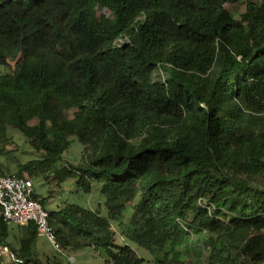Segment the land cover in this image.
Returning <instances> with one entry per match:
<instances>
[{"label": "trees", "instance_id": "trees-1", "mask_svg": "<svg viewBox=\"0 0 264 264\" xmlns=\"http://www.w3.org/2000/svg\"><path fill=\"white\" fill-rule=\"evenodd\" d=\"M0 67V136L16 127L38 155L16 174L101 185L105 214L49 211L66 252L264 263V0H0ZM74 140L89 160L62 163ZM10 224L0 241L24 264H60L34 253L33 223Z\"/></svg>", "mask_w": 264, "mask_h": 264}, {"label": "rangeland", "instance_id": "rangeland-1", "mask_svg": "<svg viewBox=\"0 0 264 264\" xmlns=\"http://www.w3.org/2000/svg\"><path fill=\"white\" fill-rule=\"evenodd\" d=\"M231 9L238 14L244 9V3L240 1L236 5L231 6ZM0 71H4V68L0 67ZM153 76L154 78H163L165 76V71L160 67L153 72ZM37 157L38 155L35 153L25 135L16 127L7 125L5 135L0 136V170L3 171V173L16 174L19 172V166L21 164ZM89 158L90 151L85 153L84 147L80 142L74 140L68 150L63 154L62 163L76 165L89 160ZM22 174L27 175L25 171L22 172ZM31 179L33 180L35 192L39 198L47 196L49 192V199L47 203L44 202L43 204L48 211L56 210L67 203L73 202L91 209H99L102 214L106 213L103 198L99 191L100 184L95 185L94 189L85 194L81 192L78 185L75 184L76 179H67L60 184L48 183L42 179L40 175L31 176ZM132 209L131 206H128L118 220H111V228L115 233L114 241L117 244L122 245L124 243L122 241L124 240L122 231ZM10 226L13 228L12 231L14 234L19 236L22 234L19 225L10 224ZM8 241L12 242V238H8ZM14 244L18 247L17 242H14ZM33 247L34 253L43 260L50 258L57 263L68 264L67 259L56 252L52 245L47 241L46 237L40 233L38 234ZM131 247L144 259L143 264H154V257L149 249L135 244H132ZM66 254L74 255L76 261L80 264H112L110 262H105V258L90 247H84L80 250H70L66 252ZM3 264L10 263L3 262Z\"/></svg>", "mask_w": 264, "mask_h": 264}, {"label": "built area", "instance_id": "built-area-1", "mask_svg": "<svg viewBox=\"0 0 264 264\" xmlns=\"http://www.w3.org/2000/svg\"><path fill=\"white\" fill-rule=\"evenodd\" d=\"M35 193L31 177L0 171V220L17 225L33 223L55 251L67 259L68 264H80L74 255H68L62 249L49 221V211L34 196ZM0 259L10 264H24V259L1 241Z\"/></svg>", "mask_w": 264, "mask_h": 264}]
</instances>
